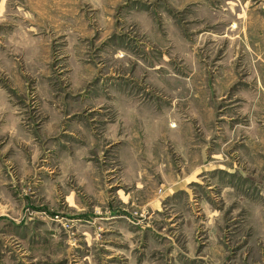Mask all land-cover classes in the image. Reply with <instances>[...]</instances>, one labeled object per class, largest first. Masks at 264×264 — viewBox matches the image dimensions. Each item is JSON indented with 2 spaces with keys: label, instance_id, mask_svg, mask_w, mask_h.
Masks as SVG:
<instances>
[{
  "label": "rangeland",
  "instance_id": "rangeland-1",
  "mask_svg": "<svg viewBox=\"0 0 264 264\" xmlns=\"http://www.w3.org/2000/svg\"><path fill=\"white\" fill-rule=\"evenodd\" d=\"M0 264H264V0H0Z\"/></svg>",
  "mask_w": 264,
  "mask_h": 264
},
{
  "label": "crops",
  "instance_id": "crops-1",
  "mask_svg": "<svg viewBox=\"0 0 264 264\" xmlns=\"http://www.w3.org/2000/svg\"><path fill=\"white\" fill-rule=\"evenodd\" d=\"M150 147V148H149ZM154 147H156V145H152V146H147V150H145V152H146V155H147V157H151V156H153V154H149V151H151ZM148 148H149V150H148ZM152 152H153V150H152Z\"/></svg>",
  "mask_w": 264,
  "mask_h": 264
}]
</instances>
